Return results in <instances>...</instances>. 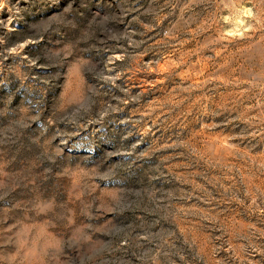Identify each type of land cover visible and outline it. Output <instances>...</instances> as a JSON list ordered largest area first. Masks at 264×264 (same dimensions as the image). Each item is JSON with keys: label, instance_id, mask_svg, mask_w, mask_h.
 <instances>
[{"label": "rangeland", "instance_id": "1", "mask_svg": "<svg viewBox=\"0 0 264 264\" xmlns=\"http://www.w3.org/2000/svg\"><path fill=\"white\" fill-rule=\"evenodd\" d=\"M0 264H264V0H0Z\"/></svg>", "mask_w": 264, "mask_h": 264}]
</instances>
